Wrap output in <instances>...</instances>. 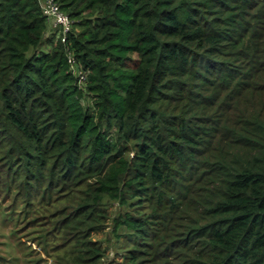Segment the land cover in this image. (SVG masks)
Listing matches in <instances>:
<instances>
[{
	"label": "trees",
	"instance_id": "trees-1",
	"mask_svg": "<svg viewBox=\"0 0 264 264\" xmlns=\"http://www.w3.org/2000/svg\"><path fill=\"white\" fill-rule=\"evenodd\" d=\"M56 2L65 41L0 0V196L45 227L29 263L99 264L116 203L120 264H264V0Z\"/></svg>",
	"mask_w": 264,
	"mask_h": 264
},
{
	"label": "rangeland",
	"instance_id": "rangeland-1",
	"mask_svg": "<svg viewBox=\"0 0 264 264\" xmlns=\"http://www.w3.org/2000/svg\"><path fill=\"white\" fill-rule=\"evenodd\" d=\"M8 202V199L4 200L0 196V264H30L28 261L31 251L29 244L35 248V253L38 251V257L41 256L39 253L41 243H38L40 240L38 236L45 227L38 226L37 224H31L29 226L28 224V227L21 228L16 214L9 212L12 210V207L7 209ZM106 210V226L99 230L94 229L91 232V237L101 242L102 249L105 253L99 264H120L122 260L121 254L119 253L120 240H117L114 246H111L112 242L108 244L107 241L112 224L111 220L115 212L119 209L116 203H112L107 206ZM19 231L21 232L20 234ZM48 250H51L50 246ZM54 255L56 257V254ZM44 263L41 262L38 264Z\"/></svg>",
	"mask_w": 264,
	"mask_h": 264
},
{
	"label": "built area",
	"instance_id": "built-area-1",
	"mask_svg": "<svg viewBox=\"0 0 264 264\" xmlns=\"http://www.w3.org/2000/svg\"><path fill=\"white\" fill-rule=\"evenodd\" d=\"M40 5L43 13L47 16V19L51 21L52 25L62 29V40L65 41V33L69 30L71 24L70 17L59 8L56 0H40ZM79 74L81 78H84L81 71Z\"/></svg>",
	"mask_w": 264,
	"mask_h": 264
}]
</instances>
